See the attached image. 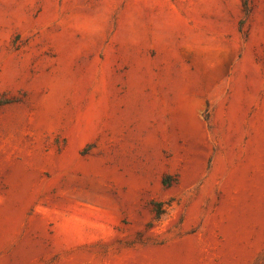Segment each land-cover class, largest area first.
<instances>
[{"label":"rangeland","instance_id":"obj_1","mask_svg":"<svg viewBox=\"0 0 264 264\" xmlns=\"http://www.w3.org/2000/svg\"><path fill=\"white\" fill-rule=\"evenodd\" d=\"M0 264H264V0H0Z\"/></svg>","mask_w":264,"mask_h":264},{"label":"trees","instance_id":"obj_2","mask_svg":"<svg viewBox=\"0 0 264 264\" xmlns=\"http://www.w3.org/2000/svg\"><path fill=\"white\" fill-rule=\"evenodd\" d=\"M156 211H157V214L160 216V215H162V213H163V204H161V203H157L156 205Z\"/></svg>","mask_w":264,"mask_h":264}]
</instances>
